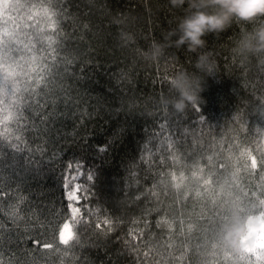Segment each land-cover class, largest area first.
<instances>
[{
    "label": "trees",
    "instance_id": "16d2710c",
    "mask_svg": "<svg viewBox=\"0 0 264 264\" xmlns=\"http://www.w3.org/2000/svg\"><path fill=\"white\" fill-rule=\"evenodd\" d=\"M186 12L0 0V264H264L250 245L264 220L242 252L221 240L233 213L264 218V51L238 47L264 17L193 52L165 40ZM181 73L196 99L178 110ZM78 164L89 192L74 220L63 186Z\"/></svg>",
    "mask_w": 264,
    "mask_h": 264
},
{
    "label": "clouds",
    "instance_id": "9594fccd",
    "mask_svg": "<svg viewBox=\"0 0 264 264\" xmlns=\"http://www.w3.org/2000/svg\"><path fill=\"white\" fill-rule=\"evenodd\" d=\"M170 3L173 7L187 4V12L165 40L173 42L170 38L176 35L177 39L173 43L177 47L186 45L193 52L205 46L203 37L224 31L233 20L254 22L264 17V0H170ZM162 47L155 45L153 54H158ZM238 47L250 52L264 51V24L242 36ZM196 66L201 69L208 67V56L202 55ZM188 80L189 77L181 73L173 81V86L179 91V98L173 101L178 110L184 108L186 101L194 102L196 99L194 93L185 86ZM262 220L264 218L233 213L221 228L223 244L235 252H242L248 245L250 230L258 228Z\"/></svg>",
    "mask_w": 264,
    "mask_h": 264
},
{
    "label": "snow or ice",
    "instance_id": "6c2138e0",
    "mask_svg": "<svg viewBox=\"0 0 264 264\" xmlns=\"http://www.w3.org/2000/svg\"><path fill=\"white\" fill-rule=\"evenodd\" d=\"M41 123L46 121V115L43 119L37 116ZM28 123V122H27ZM15 147V146H14ZM110 145L101 146L98 151L107 152ZM70 167V172L72 173L70 178L72 181H77V183H66L63 187L66 190L65 201L67 202V209L70 214H79L81 212V201L87 200V193L89 189L81 182L82 178L85 176V166L83 164H78L75 168ZM95 173L89 171L87 173V180L92 181L94 179ZM74 239V233L69 225V223H64L63 227L59 231V240L63 245H69L70 241Z\"/></svg>",
    "mask_w": 264,
    "mask_h": 264
},
{
    "label": "rangeland",
    "instance_id": "374dc122",
    "mask_svg": "<svg viewBox=\"0 0 264 264\" xmlns=\"http://www.w3.org/2000/svg\"><path fill=\"white\" fill-rule=\"evenodd\" d=\"M69 182H70V184L77 183V181H72L71 178H69ZM72 216H73L74 220H77L80 217V213L79 214H72ZM67 223H69V225L72 229L71 223L70 222H67ZM250 245L255 246L257 248H264V229H260V228L256 229L254 235L251 237Z\"/></svg>",
    "mask_w": 264,
    "mask_h": 264
},
{
    "label": "bare ground",
    "instance_id": "6f19581e",
    "mask_svg": "<svg viewBox=\"0 0 264 264\" xmlns=\"http://www.w3.org/2000/svg\"><path fill=\"white\" fill-rule=\"evenodd\" d=\"M180 262L183 263L182 260H181ZM180 262H179V263H180ZM191 262H192V259H191V258H190L189 260L186 261V263H188V264H191ZM202 262H203L204 264H213L210 260H207V259H205V258H202Z\"/></svg>",
    "mask_w": 264,
    "mask_h": 264
}]
</instances>
